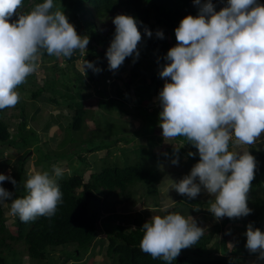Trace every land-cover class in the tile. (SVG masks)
<instances>
[{
    "label": "clouds",
    "instance_id": "9594fccd",
    "mask_svg": "<svg viewBox=\"0 0 264 264\" xmlns=\"http://www.w3.org/2000/svg\"><path fill=\"white\" fill-rule=\"evenodd\" d=\"M22 3L0 0V110L20 101L16 89L37 70L44 52L71 58L79 50L85 56L90 42L88 36L78 35L62 10L52 11L53 0L36 4L28 14L10 22ZM194 4L199 8L197 16L180 21L175 29L177 44L168 50L167 63L159 72L165 80L159 92V126L165 141L185 138L198 150L200 160L178 183L171 180L170 189L193 199L203 186L214 196L209 211L217 220L245 217L252 212L247 194L257 161L249 151L230 150V143L234 147L254 145L264 133V5L257 0H227V6L217 12L212 0H194ZM112 22L115 34L106 58L108 70L115 72L127 57H133V62L139 57L142 36L138 23L142 22L125 14L116 15ZM144 33L153 35L147 27ZM155 35L164 39L161 30ZM87 70L102 71L84 60L85 75ZM64 172L53 165L52 175L47 171L30 175L25 183L27 195L22 198L12 199L13 194L0 186V203L11 200L9 215L24 223L41 216L50 218L62 203L57 180ZM4 181L17 185L10 175L0 174V183ZM141 230V250L169 264L204 234L193 217L180 213L155 215ZM245 235L246 248L264 259V232L250 223Z\"/></svg>",
    "mask_w": 264,
    "mask_h": 264
},
{
    "label": "trees",
    "instance_id": "16d2710c",
    "mask_svg": "<svg viewBox=\"0 0 264 264\" xmlns=\"http://www.w3.org/2000/svg\"><path fill=\"white\" fill-rule=\"evenodd\" d=\"M220 1L212 0V3L216 6ZM43 2L44 0H23L22 6L13 14L14 20L16 21L20 15L28 14L36 4ZM191 2L196 10H184L183 13H180L173 0H53L55 8L52 11L62 10L75 29L84 31L81 36L90 38L86 54L81 56L80 51L76 50L71 58L63 57V61L67 62L66 70L59 68L58 64L48 67L47 69L51 71L50 75L45 76L41 85L36 89H34V83L31 81L33 77L30 75L29 80L26 78V82L17 87L16 90L24 95L20 104L15 105L16 108L20 105V112L16 116L17 128L14 133L8 131L7 122L2 118L8 108L0 110V151H2L1 148L7 146L12 147L20 154L12 166L11 172V177L16 180L17 185L14 187L8 181L13 191V199L27 195L25 165L27 154L32 148H36L37 151L42 150L40 163L47 169L49 174L53 165L62 164L65 170L64 176L57 180L63 194L62 203L58 204L57 211L52 217L41 216L28 223L21 222L18 216L13 217L8 222L5 213L6 209L10 210L11 205L8 209L5 203L4 205L0 203L1 248L9 249V244H6V241L9 240L22 243L27 257L31 260L48 259L51 252L57 251L66 256L61 264H64L67 259L79 261L83 253L93 246L102 233L101 226L97 225L96 217L99 214L95 209L99 207V211L102 209L104 215H109L112 210V208L109 209V202L111 199H116V197H118V203L129 202L131 205H135L134 193L130 189L137 185H141L143 188L144 193L142 196L157 198L158 186L163 176L159 165L161 160L170 158L171 154L161 151V145L167 141L163 138L162 129L159 126L160 117L156 110L148 112L147 107L150 104L151 106L156 105L159 101V92L164 85L153 86V93L150 92V86L156 82L157 76L150 75L144 78L145 70L140 68L139 57L145 54V58L155 57L157 52L166 56L168 50L177 44L175 29L179 26L180 21L188 15L195 17L198 14V6L194 4V0H191ZM204 2L205 0H201V3ZM257 3L264 5V0H257ZM221 9H215V11L218 12ZM159 10H162V13H159ZM119 11H121L120 14L130 15L138 22H142L138 23V30L142 36L137 46L138 51L140 50L139 57L135 59V62H132V65H128L130 70L127 77H122L121 73L122 70H125L124 63L133 58L131 56L127 57L119 69L116 70L117 74L115 76L102 73V71L93 73L92 70H87L85 76L89 81L86 82L81 64L84 63V60L92 61L102 69L103 64L107 62L106 51L108 49L106 44L102 45V43L113 39L115 34L114 28L109 30L105 36L99 35L97 21L116 16ZM151 18L155 20V26L164 25V29H157L154 24H151ZM145 27L153 33L151 37L145 35ZM158 30L163 31L164 39L156 37L155 33ZM167 31L172 32L173 42L171 44L166 39ZM98 46H101V51L97 50L96 47ZM46 55L48 54L44 52L40 56L42 63H45ZM80 58L81 62L79 64L78 60ZM48 61L50 62L49 59ZM61 72L67 74L66 81L59 80V76L55 75ZM109 79H114V82L112 84V96L107 98L104 92L107 87L106 81ZM136 79H145L149 82V85H143L142 82L139 83ZM82 85H85L88 89L92 88L94 94L102 96V99L99 101L93 97L88 102V98L81 94ZM130 90L133 91V97H130ZM45 92H54L55 100H48V97L46 101L53 102L57 106L56 111H60L59 109L62 107V112L67 111L70 113L65 115L66 119L71 117V119H67L65 131L53 150L48 148V144L40 143L36 131L28 126L27 121V119L30 121L35 120L37 111L35 110L34 114L32 112L36 109L38 103H40L39 107H43V99L37 102V98L43 97ZM29 98L31 103L25 104V99ZM146 101L147 104L145 105ZM91 102L97 103L96 105L103 108L106 106L114 109V113L116 111L115 116H110L111 118L107 119L106 117L109 116L101 115L106 122L98 124L99 120L96 117L99 116L96 115L95 110L91 112L89 108L87 110L85 107L86 104ZM131 103L134 107L130 106ZM88 116H90L95 126L91 132L85 130V120ZM112 117L116 119L115 124L111 122L114 119ZM136 120L139 126L132 133H127V124H133ZM53 121L54 123L58 122L57 118H54ZM107 130L116 131L119 135L106 138L105 132ZM67 131L79 132L81 136L86 135V137L74 140L70 138L69 134L66 135ZM96 137L101 139L98 142H93L92 139ZM70 139H72L71 142L68 141ZM135 139H145L147 148H133L129 152L124 151L121 155V161L118 163L116 162L119 159L118 157L114 158L116 161L110 162L108 160L112 148L117 142L121 141L128 145ZM169 142L182 145V151L186 148L185 156L190 162L200 160L198 150L185 138L177 137ZM102 151L106 152L105 157L99 160L103 162L102 165H99L98 162L89 163L87 161V155H95ZM247 151L257 161L254 179L247 194V204L252 209L251 214L240 218L223 217L220 224L204 230L203 236L196 245L182 249L180 255L171 264H236V262L231 263L228 256L237 252H247L246 247L243 245L236 250L234 248L230 249L224 244V241L220 247L217 243L211 244L213 236L227 227L239 228V226H236L238 224L247 229L250 223L254 228H259L264 232V148L257 150L255 147H251ZM189 152L196 155L189 156ZM131 154H134L133 162L131 157H128ZM2 159V152H0V160ZM73 160L77 162L76 166L72 164ZM68 170L71 171L70 174H67ZM86 174L87 178L85 179ZM209 204L198 198L190 199L186 195L178 194V199H176L174 207L171 209L176 211L182 206L194 210L197 208L208 209ZM199 213L204 212L199 210ZM108 217H105L103 229L106 235L104 240L106 241L105 253L108 258L112 259L113 264H169L163 259H153L141 250L140 242L144 234L141 230L144 224L142 220H134L133 228L125 222L124 226L118 227L119 229L112 233L109 230ZM9 225L16 228V235L10 234L8 231ZM244 239L247 240L246 235ZM68 247H71L72 251H66ZM215 254H219V258H214ZM13 255L15 256V253ZM0 264H20V262H16L14 258L9 262L0 250Z\"/></svg>",
    "mask_w": 264,
    "mask_h": 264
},
{
    "label": "rangeland",
    "instance_id": "374dc122",
    "mask_svg": "<svg viewBox=\"0 0 264 264\" xmlns=\"http://www.w3.org/2000/svg\"><path fill=\"white\" fill-rule=\"evenodd\" d=\"M174 3L177 5V10L180 13H183L184 10H196V7L192 4L191 0H173ZM227 6V0H221L218 5L215 6V9H220ZM198 8V7H197ZM199 11V9H198ZM194 12V11H193ZM121 11L118 12L120 14ZM159 13H162V10H159ZM195 13V12H194ZM117 14V15H118ZM115 16H111L109 19H104L101 21H97V31L99 35L105 36L109 30H112L115 28V25L113 24L112 20ZM10 22H15L14 17L12 16L10 18ZM150 23L155 24V20L153 18L150 19ZM157 29H164V25L161 26H155ZM77 30V29H76ZM78 35H81L84 33V31H81V29L77 30ZM166 39L167 41L171 44L173 42L172 38V32L167 31L166 32ZM112 39H109L108 42L102 43V45L106 44V47L110 46V42ZM98 51H101V46L96 47ZM140 51V50H139ZM146 54L144 56L139 57V65L140 68L145 70V76L144 78L149 77L150 75H156L157 80L156 82L153 83V85L150 86V88L153 86H159L165 83L164 79H161L159 76V72L162 69V66L167 63V61L164 59L165 56L161 55L160 52H157L155 57H149L145 58ZM50 60V62L48 61ZM45 63L41 62V59L37 61L38 63V68L37 70L32 73L30 76H32V82L34 83V89H36L38 86L41 85L43 78L47 75H50L51 71L48 70L47 68L50 67L51 65L58 64L59 68L66 70V65L67 62L63 61V56L56 57V56H45ZM55 60H57L55 62ZM134 61L133 58L130 60L126 61L124 63V71L122 70V77H127L129 75V67L128 65H132V62ZM79 64L81 62V58L78 60ZM83 64H81L82 66ZM82 70V68H81ZM82 73V72H81ZM102 73H107L110 76H115L117 74V71H109L108 70V61L105 62L102 66ZM83 74V73H82ZM56 76H59V80L62 79L63 81L67 80V74L66 73H56ZM84 78L85 81L88 82L89 79L87 76H85L84 73ZM29 80V76L27 77ZM137 82L143 83V85H149V82L146 81L145 79L139 80L136 79ZM113 82L114 79H109L106 81L107 87L104 92V95L107 96V98H110L112 96V91H113ZM168 82H171L170 79ZM146 83V84H144ZM60 90H62L61 87H59ZM18 91V90H17ZM20 94V101L17 104H20L21 100L24 98L23 93L19 91ZM81 94L85 97L88 98V102L95 97L97 100H101L102 96L94 94L93 89L86 88L85 85H82L81 87ZM133 91L130 90V97H133ZM49 97L48 100H55V95L54 92H45L43 97H38L37 102L41 99H43L44 104L43 107H36V109L33 110V114L35 110L37 111L35 120L28 121V126L33 128L37 135L40 143H46L48 144V148L50 150H53L55 148V145L57 141L61 138V136L64 133L65 129V123L67 119L65 118V115L70 114L67 111L62 112V107L59 109L60 111H56L55 109L57 106L53 104V102H48L46 101L47 98ZM51 97V98H50ZM159 98V97H158ZM59 99V97H57ZM25 104H30L31 99H25ZM97 103H90L86 104L85 107L88 110V108L91 110V112L96 113L97 116L96 119L99 120V123L104 124L106 121L104 118L101 117V115L109 116L106 117L107 119H110V116H115L116 111L114 113V109L107 108L106 106L101 107L96 105ZM147 104V101L145 102V105ZM130 106L134 107L132 103ZM65 109V108H64ZM67 110V109H65ZM156 110L159 113L162 111V107L160 105V101L156 103V105L151 106V104L147 107L148 112H153ZM133 111V110H132ZM131 111V112H132ZM20 112V105L16 108L14 107H9L4 114L2 115V118L4 121L7 122L8 126V131L10 133H14L17 128V121H16V116ZM64 113V115H62ZM114 113V114H113ZM111 114V115H109ZM113 114V115H112ZM32 115V114H31ZM46 117V118H45ZM57 118L58 122L54 123L53 119ZM114 119L111 120L115 124L116 119L115 117H112ZM44 120V121H42ZM138 120V119H137ZM134 121L133 124H127L126 126V131L127 133H132L138 126L139 123L138 121ZM40 122V123H39ZM123 122V121H121ZM85 125H86V131L91 132L94 129V123L90 116L86 117L85 120ZM119 131V130H118ZM70 135V138L74 140H80L86 137V135L81 136V133L79 132H68L66 135ZM106 138H113L114 136H118L119 133L116 131H111L107 130L105 132ZM72 139L68 140L69 142L72 141ZM101 138H94L92 139L93 142H98ZM63 140V139H62ZM61 140V141H62ZM60 141V142H61ZM91 142V141H90ZM255 147L257 150H260L261 148H264V133L261 134V137L259 140L254 144V145H241V146H230V150H236V151H247L249 148ZM133 148H147L145 144V139L140 140V139H135L133 140L130 144L126 145L123 142L119 141L116 143L114 148H112L111 155L109 157V161H116L114 158L118 157L119 159L116 161L117 163L121 161V155L122 153L129 152ZM2 155L4 156V159L0 160V174L4 175H10L12 172V166L15 164L17 161L18 157L20 156L19 153L16 152V150L9 148V147H3L1 148ZM60 151V149H59ZM161 151L168 152L171 154L170 158H164L161 160L159 168L161 172H163L162 180L160 182V185L158 186V196L156 199L154 197H144L143 195V188L141 185H137L133 189H130L132 193H134V200L136 201L135 205H131L129 202L127 203H118V197L116 199H111L109 202L110 205L109 209L112 208L111 213L109 215H104L102 213V209L99 211V207L95 210L98 212V216L96 217L97 225L102 228V233L99 236L98 240H96L91 248H89L85 253H83L82 258L79 259V261H74L72 259H67V261L64 264H113L112 259L108 258L106 256V235L104 234V221L105 217H108L109 221V230L114 233L117 229L121 228L124 226L125 222L127 224H130L131 227H133V221L134 220H142L144 223L148 222L151 220V218L155 215H160L164 216L169 213H180L184 215L185 217L191 216L195 219L196 224L198 227H201L202 229L206 230L211 228L214 225L220 224L221 219L217 220L213 213H211L208 209H199L201 212L203 211L204 213H199V210H194L192 208H185L184 206L179 207L176 211L174 209H171L174 207V202H176V199H178V193L175 189H170L171 187V180L175 182H179L181 179H183L186 175H188L192 169V167L198 163L199 161L195 162H190L185 156V152L187 149L185 148L184 151H182V145L176 143V142H163L161 145ZM42 150L40 149L39 151L36 150V148H32L28 152V157L25 165V170L27 172V179L30 177V175L34 174L37 171H47L45 167H43L40 163V153ZM31 153V154H30ZM30 154V155H29ZM84 154V153H83ZM106 152H98L95 155H87V161L89 163H96L98 162L99 165H102L103 162H100L99 160L105 157ZM131 159L134 157V154H131L130 156ZM177 160L178 163L173 164L172 161ZM133 162V159L131 160ZM73 165H77V162L73 160L72 162ZM57 166L63 168L62 164H58ZM64 169V168H63ZM71 171L68 170L67 174H70ZM52 171L50 175H52ZM85 179L87 178V174L84 177ZM26 179V181H27ZM199 183V181H196ZM0 186L4 187L6 190L9 192L13 193L11 184H9L8 181H4L0 183ZM199 200H202L204 202L212 203L214 202V196L210 195L206 189L201 186V192L200 194L196 197ZM13 199V198H12ZM155 200V201H154ZM5 205L8 207L11 205V200H7L4 202ZM4 203H2L4 205ZM209 204V205H210ZM205 210V211H204ZM9 211L6 209L5 217L8 219V222H10L13 219V216L9 215ZM100 212V213H99ZM149 214V215H146ZM110 219V220H109ZM239 226V228H234V227H227L225 230L217 233L216 235L213 236L211 240V244L217 243L218 246H222V243L224 241V244L227 245L230 249L234 248L235 250L238 249L240 246H245L246 241L244 239L245 233L247 229L244 226L241 225H236ZM119 227V228H118ZM222 230V229H221ZM8 231L12 235H16V228L14 226L9 225L8 226ZM6 244L10 246L9 249H4L0 247V250L2 251V254L6 256L9 260V262L14 258L16 259V262H20V264H61L63 260H65V257L63 253L53 251L49 254V258L45 260H31L27 257L26 251L24 248V245L22 243H15L11 242L9 240L6 241ZM246 247V246H245ZM247 249V248H246ZM72 251L71 247L66 248V251ZM12 254H11V253ZM15 253V256L13 255ZM186 255H190L188 253H185ZM13 256V258H12ZM219 254H215L213 257L214 258H219ZM259 253H251L248 249L247 252H237L236 254H230L228 256L229 260H231V263L236 262V264H264V259H259L258 258Z\"/></svg>",
    "mask_w": 264,
    "mask_h": 264
},
{
    "label": "water",
    "instance_id": "95a60500",
    "mask_svg": "<svg viewBox=\"0 0 264 264\" xmlns=\"http://www.w3.org/2000/svg\"><path fill=\"white\" fill-rule=\"evenodd\" d=\"M152 92H153V89H151V93H152ZM30 154H31V153H30ZM30 154H29V155H30Z\"/></svg>",
    "mask_w": 264,
    "mask_h": 264
},
{
    "label": "bare ground",
    "instance_id": "6f19581e",
    "mask_svg": "<svg viewBox=\"0 0 264 264\" xmlns=\"http://www.w3.org/2000/svg\"><path fill=\"white\" fill-rule=\"evenodd\" d=\"M96 27V26H95Z\"/></svg>",
    "mask_w": 264,
    "mask_h": 264
}]
</instances>
